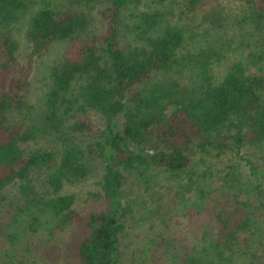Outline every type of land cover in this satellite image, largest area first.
<instances>
[{
  "label": "trees",
  "instance_id": "1",
  "mask_svg": "<svg viewBox=\"0 0 264 264\" xmlns=\"http://www.w3.org/2000/svg\"><path fill=\"white\" fill-rule=\"evenodd\" d=\"M32 1L0 0V20L9 25L6 18L16 19ZM102 1L98 12L105 26L99 43L84 39L86 15L74 9L29 10L23 30L26 47L21 50L13 30L0 23L1 62L8 67L7 76H0V212L10 214L6 231L0 227V252L13 264L8 252L20 235L50 223L69 224L73 195L60 188L63 182L85 177L95 165L100 209L86 215L84 233L76 240L78 264H119L127 250L121 234L130 216L122 186L131 172L159 197L164 182L180 185L184 192V183L195 182L193 194L200 201L206 197V183L228 184L234 189L231 198L213 203L218 205L219 233H203L201 243L193 244L190 252L184 249L182 261L264 264V189L258 204L250 206L254 186L262 183L264 188V0H243L240 15L228 23L219 21L218 12L203 16L215 41L222 39L225 25L239 27L243 21L256 33L247 53L232 60L216 82L209 65L218 53L213 45L182 51L186 26L169 23L152 8L138 10L139 0ZM126 13L133 17L127 23L137 36L131 39L122 36ZM61 41L70 45L67 53L48 64L44 86L32 99L28 61L23 65L16 58L20 51L28 60L42 57ZM183 69L190 77L179 84L176 73ZM90 115L98 122H91ZM225 132L234 147V152L227 151L229 160L224 159L227 170L212 178L206 174V179L204 172L192 169L194 157L208 147L223 151L218 136ZM30 140L35 144L30 146ZM249 146H254L255 158L238 154L240 147ZM240 160L259 181L251 183L238 172ZM178 194L184 206L193 203L191 193L190 198ZM5 206L12 212L1 209ZM153 208L149 205L143 216L154 217ZM163 211L158 215L165 224ZM161 233L157 230L149 239H159ZM130 248L138 252L136 244Z\"/></svg>",
  "mask_w": 264,
  "mask_h": 264
},
{
  "label": "rangeland",
  "instance_id": "2",
  "mask_svg": "<svg viewBox=\"0 0 264 264\" xmlns=\"http://www.w3.org/2000/svg\"><path fill=\"white\" fill-rule=\"evenodd\" d=\"M32 2H34V4L28 7V11L21 12L16 19L6 18V21H9V25H4L0 20L3 27L6 26L13 30L12 36L18 40L19 50L23 49L24 46L26 47L23 36V30L26 26L25 21L29 17V10L31 11L36 7H48L61 10L62 13L68 9L80 11L81 14L86 15L85 32L87 35L84 36V39H95L96 43H99L103 35L105 21L98 11L105 5L104 1L33 0ZM151 3L153 4L147 7L148 4ZM136 4L138 10L152 8L153 12H158L159 15H162L160 17L169 20V23L182 24L188 28L187 38L184 40L181 47L182 51L194 52L199 49V46L200 48L205 46L207 42L213 45L214 49L218 51L216 55L210 57L211 61L209 64L212 68V80L214 82L221 78L232 60L238 58L239 54L243 56L247 53V49L252 46L253 38L256 36V33H253V27H249L247 23L243 21L239 27L235 24L231 27L225 25L222 31V39L215 41L214 37L207 31V21L202 20L205 14L210 16L213 12H218L220 15L219 17L217 16V18L220 22L222 20L224 23L231 22L233 16L240 15L241 9L243 8V0H139ZM134 13L136 14V11H134ZM126 15H128V13H126ZM129 16L130 15L122 18L127 24L123 29L125 34H122V36L127 39L137 37L134 31L135 29L133 27L130 28L127 23L133 18ZM212 22L215 24L214 18ZM120 26L119 24V28ZM247 29H249V31ZM120 42L124 43L122 40H120ZM66 43V41L58 42L50 47L42 57H32L30 60H28L24 52L20 51V55H18L16 59L23 65L28 61L29 73L27 78L30 80L28 92H31L32 99L40 94L44 86L46 78L43 76L47 72L46 69L48 64L51 62H58L63 56L64 51L67 53L70 45H66ZM2 55L0 51V76L4 77V75L7 76L8 67H3L1 62L3 60L1 59L3 57ZM181 72L182 73H176V79L179 84H184L186 79L190 76L185 74L187 73L186 69H183ZM13 74L16 75L14 72ZM3 84H5V82ZM90 117L95 121L91 122H98L97 119L93 118L94 116L90 115ZM85 137L89 136L85 135ZM218 137L222 138L220 141L222 145L220 147L224 152L218 151V148L215 149L207 146V152L201 153L200 151L194 157L196 161L192 169L204 172V177L206 179L208 174H210L212 178L226 171L228 162H224V159L229 160L227 151L234 152V147L226 132ZM35 142L36 141L30 140L28 143L32 146ZM253 147L249 146L246 149L240 147V152L238 154L243 156L242 153L244 152L249 157L255 158L256 154L252 153ZM234 162L235 158H233V163ZM238 168V172L242 176H246L251 183H254L256 178L259 177L248 172V167L243 160H240L238 163ZM92 169L94 170L87 173L83 178L70 182H63L60 188L62 192L71 193L73 195V212L70 223L63 227H59L58 225L54 226L50 223L46 224L47 228H35L34 231L29 230L25 232V234L23 233L20 235L17 238L15 249L12 250L13 252H8L13 253V264H78L76 240L84 233L86 215L91 211L100 209L99 202L101 201V190L97 182L98 171L95 165ZM257 180L259 181V178ZM184 185L186 186V193L183 191L182 186L175 185L174 183L172 184V182H164L160 192L161 196L159 197L158 193L151 194V192L145 190L143 183L140 182L132 172L127 173V177L122 186V194L124 198H127L129 201L130 212L128 210V214L130 216L125 219V226L121 234V239L127 243V250L120 257L119 264H186L182 261L185 248L190 252L193 244L201 243L203 241H201V235H203V233L207 234V236L210 233L214 235L212 237H215L216 234L219 233L217 221L220 218L219 215L214 212V210L218 209V205L214 206L213 203H218L220 198H222V200H229L234 189L230 191L231 188L228 184L222 187H218L215 184L210 187L206 183V185L203 186L206 190V197L200 201L199 197L193 194V189L197 186L195 182H189V184L184 183ZM211 189H218V191L215 192ZM261 189L264 188H262V183H259V185L254 186V189L250 192V206L258 204V197ZM138 191L142 193L141 196H137ZM175 192H177L176 195L178 198ZM178 193H181L182 197H185L187 194L189 198L192 194L193 203L189 204L190 202L188 203V201H186L187 206H184V201L179 200L180 194ZM239 196L241 195L239 194L238 197ZM149 205L154 206L152 209L155 210L154 217L143 216L147 213L144 214L146 211H144V209H148ZM1 209L12 212L10 207L7 206L1 207ZM163 210H167L163 215L166 220L165 224L159 220V216L161 215H158L162 214V212H164ZM254 212L257 214L256 210ZM261 212H264V210L261 209ZM9 215V213L1 214L0 212V227L4 228V231H6V221L9 220ZM72 230L74 234L76 232L74 237H72ZM157 230H162V237L151 241L149 238L153 237ZM4 231L1 235L2 240H4ZM132 244L138 246V252H129ZM163 248L169 249L163 250ZM1 249L2 246H0V251ZM140 249L146 252H139ZM3 260H6V263L10 264L8 255H3V252H0V261Z\"/></svg>",
  "mask_w": 264,
  "mask_h": 264
}]
</instances>
